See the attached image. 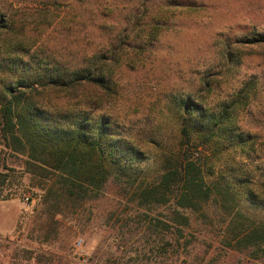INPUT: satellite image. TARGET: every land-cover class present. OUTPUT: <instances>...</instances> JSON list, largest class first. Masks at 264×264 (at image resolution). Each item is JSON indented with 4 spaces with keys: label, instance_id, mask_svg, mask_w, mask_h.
<instances>
[{
    "label": "rangeland",
    "instance_id": "rangeland-1",
    "mask_svg": "<svg viewBox=\"0 0 264 264\" xmlns=\"http://www.w3.org/2000/svg\"><path fill=\"white\" fill-rule=\"evenodd\" d=\"M0 16V106L18 88L52 113L107 117L153 179L180 151L182 102L199 103L194 157L207 183L235 186L240 207L264 221V42H249L264 34V0H0ZM96 63L105 86H63L64 68ZM211 129L210 141L198 137ZM26 160L0 140V264H264L228 244L229 204L212 199L179 238L171 209H138L112 179L63 214V203H41L52 182Z\"/></svg>",
    "mask_w": 264,
    "mask_h": 264
},
{
    "label": "trees",
    "instance_id": "trees-1",
    "mask_svg": "<svg viewBox=\"0 0 264 264\" xmlns=\"http://www.w3.org/2000/svg\"><path fill=\"white\" fill-rule=\"evenodd\" d=\"M6 22L0 16V29L7 28ZM249 42H264V34L254 36ZM15 62L20 63L18 59ZM97 69L102 71L97 63L92 68H64L63 86L70 87L81 80L105 86V74L99 72L97 77ZM182 106L180 151L163 155L161 171L153 179L141 166L145 159L143 152L127 140L119 124L107 117L93 122L88 116L77 113H52L25 97V92L18 88L11 90L0 106V140L6 147L27 157V173H41L51 180L40 201L53 210H58L63 203V214H66L68 201L98 199L113 179L130 189L131 201L138 209L147 212L160 206L171 209L172 220L182 238L185 228L191 226L192 215L201 211L206 215L204 212L215 199L223 206L229 204L233 210L227 225L232 234L228 244L239 250L249 249L255 257H260L264 254V221L257 222L240 207L238 188L221 182L207 183L200 161L194 157L198 144L194 141L192 118L199 112L200 105L184 100ZM226 112L227 108L216 124ZM214 136L213 129L198 135L207 141ZM155 222L154 227L160 224L164 229L170 228L166 221L158 219Z\"/></svg>",
    "mask_w": 264,
    "mask_h": 264
},
{
    "label": "built area",
    "instance_id": "built-area-1",
    "mask_svg": "<svg viewBox=\"0 0 264 264\" xmlns=\"http://www.w3.org/2000/svg\"><path fill=\"white\" fill-rule=\"evenodd\" d=\"M82 244H83V240L81 238L76 241V246L77 247L82 246Z\"/></svg>",
    "mask_w": 264,
    "mask_h": 264
}]
</instances>
